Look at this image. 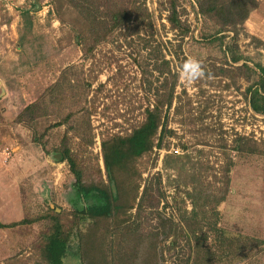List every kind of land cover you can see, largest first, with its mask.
<instances>
[{
	"label": "rangeland",
	"instance_id": "obj_1",
	"mask_svg": "<svg viewBox=\"0 0 264 264\" xmlns=\"http://www.w3.org/2000/svg\"><path fill=\"white\" fill-rule=\"evenodd\" d=\"M258 1L259 8L245 24L226 33V42L237 34L234 39L246 59L232 64L220 43L209 41L207 36L218 28L196 15L194 0L180 1L182 18L190 26L182 50L180 37L166 20L164 0H146L158 33L126 38L118 32L88 56L72 30V10L65 8L62 23L53 0H0V221H25L0 229V264H42L38 247L49 228L43 216L49 208L72 212L74 174L63 156L56 159L64 145L88 176L95 177L98 164L106 181L102 140L130 134L144 119L162 78L153 72L144 81L141 71L147 66L150 70L160 55L174 60L177 72L195 59L203 75L191 83L179 79L167 120L173 135L136 162L141 174L137 204L147 191L137 223L147 232L161 213L176 225L179 234L166 241L161 264H264V155L242 156L232 150L235 140L244 138L264 151V116L254 113L249 103V91L259 80L251 69L264 67V0ZM149 82L153 91H148ZM55 84L59 90L52 95L49 89ZM38 100L48 107V115L35 129L19 123L24 108ZM70 112V125L55 126ZM185 154L192 157L197 173L209 168L203 174L213 190L221 185L214 174L219 176L226 164L224 154L231 155L234 166L227 199L218 207L219 227L234 239L238 251L236 245L232 253L215 248L208 234L200 255L195 253L202 234L197 232L198 239L189 236V189L184 177L166 166L167 156ZM173 240L175 248L169 251ZM72 243L64 264H81L76 240Z\"/></svg>",
	"mask_w": 264,
	"mask_h": 264
},
{
	"label": "trees",
	"instance_id": "obj_2",
	"mask_svg": "<svg viewBox=\"0 0 264 264\" xmlns=\"http://www.w3.org/2000/svg\"><path fill=\"white\" fill-rule=\"evenodd\" d=\"M180 1L164 0L163 9L167 12L166 20L170 30L176 33L175 37H180L179 47L182 50L181 43L188 37L190 26L182 18ZM53 2L56 5L57 17L62 23H65V8H68L67 11L75 12L72 30L86 56L91 55L100 42L106 41L108 37L118 32L126 38L131 35L141 37L145 34L153 37L158 33L146 0H53ZM194 2L196 4L193 9L196 15L212 22L218 28L207 36L209 41L219 42L232 64L245 61L234 39L237 34L226 42L230 37L226 33L230 29L234 30L244 25L251 13L259 8L260 2L258 0H194ZM173 63L174 60H167L160 55L150 70L148 66L142 68L144 81L148 73L156 72L158 80L162 78V83L154 89V104H149L145 108L144 119L131 130L130 134L113 135L102 140L106 181L98 164L95 168V177L88 176L69 147L64 145L60 150L62 161L69 164L75 178L72 184L73 197L70 199L73 210L70 214H59L55 209L49 208L47 214L43 216L49 228L40 239L38 247L42 264H64L65 259L73 252V239L76 240L74 251L81 264H161L164 261L163 247L166 241L179 232L173 221L161 213H157L156 226L147 232H143L141 225L137 223L144 209L147 191H144L137 204L141 187L138 179L141 174L136 162L155 147H162L165 139L173 135L167 128L168 111L176 99L179 83V72L173 68ZM242 67L249 68L248 64ZM251 72L257 73L259 80L249 91V103L254 113L264 116V67L258 64ZM148 84L150 87L148 91H153L152 83ZM58 90V84L49 89L52 95ZM42 103L38 100L26 106L18 116V122L27 123L35 129L40 118L48 115L45 112L48 107ZM72 117L73 114L70 112L55 126L70 125ZM89 143H93V137ZM234 144L232 150L242 156L264 155V151L255 142L246 143L244 138H239ZM224 158L226 164L220 169V175L214 174V178L219 180L221 185L214 190L206 183L207 176L203 174V171H209L208 167L197 173L196 164L188 154L166 158V166L175 170L179 177H184V187L189 189L187 196L192 205L187 224L189 236L198 239L197 232L202 234V238L199 239L202 242L198 241L196 245L197 256L200 255L201 245H205L211 238L210 235L213 237V246L224 252L232 253L236 245L234 239L228 237L219 227L218 207L227 199L234 166L230 154H224ZM84 178H87V181ZM134 209L136 212L132 213ZM185 221L187 223V220ZM24 222L7 225L0 221V229H10ZM206 227L208 232H204ZM237 240L245 246L244 240L239 241V238ZM175 243L176 240L171 241L169 251L175 248ZM239 248L237 246L236 251Z\"/></svg>",
	"mask_w": 264,
	"mask_h": 264
},
{
	"label": "clouds",
	"instance_id": "obj_3",
	"mask_svg": "<svg viewBox=\"0 0 264 264\" xmlns=\"http://www.w3.org/2000/svg\"><path fill=\"white\" fill-rule=\"evenodd\" d=\"M201 65L195 59H188L180 65L178 77L186 83H191L193 80L202 76Z\"/></svg>",
	"mask_w": 264,
	"mask_h": 264
},
{
	"label": "water",
	"instance_id": "obj_4",
	"mask_svg": "<svg viewBox=\"0 0 264 264\" xmlns=\"http://www.w3.org/2000/svg\"><path fill=\"white\" fill-rule=\"evenodd\" d=\"M0 84H1V82H0ZM56 159L57 160H61L62 159V155L61 154L56 155Z\"/></svg>",
	"mask_w": 264,
	"mask_h": 264
},
{
	"label": "built area",
	"instance_id": "obj_5",
	"mask_svg": "<svg viewBox=\"0 0 264 264\" xmlns=\"http://www.w3.org/2000/svg\"><path fill=\"white\" fill-rule=\"evenodd\" d=\"M175 153H177V151H175Z\"/></svg>",
	"mask_w": 264,
	"mask_h": 264
}]
</instances>
